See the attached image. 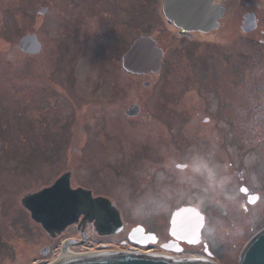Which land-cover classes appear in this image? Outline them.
I'll return each instance as SVG.
<instances>
[{
  "label": "rangeland",
  "instance_id": "rangeland-1",
  "mask_svg": "<svg viewBox=\"0 0 264 264\" xmlns=\"http://www.w3.org/2000/svg\"><path fill=\"white\" fill-rule=\"evenodd\" d=\"M162 1L0 0V264H35L55 244L24 199L66 172L108 194L129 229L166 238L173 210L197 206L223 264H236L244 234L264 221V0L229 2L220 28L192 39L167 25ZM246 13L258 18L251 32ZM26 33L42 43L36 56L18 46ZM140 34L165 49L163 70L121 71L127 92L72 104L101 80L98 68L124 70ZM101 111L109 134L83 140ZM81 150L91 177L73 170ZM194 251L210 255L203 242L184 249Z\"/></svg>",
  "mask_w": 264,
  "mask_h": 264
},
{
  "label": "water",
  "instance_id": "water-1",
  "mask_svg": "<svg viewBox=\"0 0 264 264\" xmlns=\"http://www.w3.org/2000/svg\"><path fill=\"white\" fill-rule=\"evenodd\" d=\"M47 11L48 7H42L39 14H45ZM163 12L169 22L182 28L181 34L191 36L193 31L208 33L219 29L226 9L221 3H215L214 0H163ZM257 27L256 14L246 13L242 30L251 32ZM18 46L29 54H38L42 51V43L37 33H27L22 36ZM164 55V49L158 45L157 40L151 35L143 34L138 36L123 54L122 63L127 71L134 74L159 73L163 66ZM90 194V191L83 188H72L68 174H64L52 185L27 196L24 203L31 211L32 217L40 222L46 230H63L77 221L81 211L80 207L84 206L86 199L92 202ZM102 200L106 199L96 200L106 213L100 226L111 222L115 225L114 231H119V227H121L119 212ZM205 222V214L194 205H182L176 208L172 212L170 220L172 239L163 244V248L181 252L183 250L181 242L200 243ZM129 238L142 246L157 240L155 233H146L143 225L133 227ZM205 245L206 252L209 253L207 243ZM142 250L145 253L116 252L106 254L109 252L106 250L97 251L96 254L90 251L72 254L71 248H63L49 264H217L208 260H214L212 254L183 259L163 254H152L151 250ZM113 251L115 250H111V252ZM191 255L198 256V251L184 252L181 256L189 257ZM218 263L223 264V262ZM236 264H264V221L255 224L244 234Z\"/></svg>",
  "mask_w": 264,
  "mask_h": 264
},
{
  "label": "flooded vegetation",
  "instance_id": "flooded-vegetation-1",
  "mask_svg": "<svg viewBox=\"0 0 264 264\" xmlns=\"http://www.w3.org/2000/svg\"><path fill=\"white\" fill-rule=\"evenodd\" d=\"M231 1L233 3L236 2L235 0H214L215 3H218V2L221 3L226 8V11L228 10V7H227L228 3ZM162 5H163V1H162ZM246 12H248V10H246ZM167 23H168L167 25L173 29L172 31L176 32L180 37L186 36V37L192 39V38H194V33L199 32V31H193L191 36L187 35V34H181V32H182L181 27H177L174 23L169 22L168 20H167ZM158 44L160 45L159 42H158ZM27 55L36 56L38 54H27ZM165 55H166V52H165ZM164 64H165V56H164L162 68L164 67ZM161 70H163V69H161ZM121 71L126 72V74H131L125 69L124 70H117V71H115L114 74H112V72H113L112 70L105 69V68L102 69L101 67L98 68L97 73H99V74L97 76L101 77V80L96 81L95 85H93L92 87H89L88 90L86 89L87 91H84L81 94H78V92H77L74 96L76 98L75 102L71 101L72 99L70 100V102L72 104H76V103H78V101H80L82 103V101H87L89 99L92 102L94 99H97L99 97H101L102 99H107V97H109L110 95L112 97H116V98L119 97L120 93L128 91L127 86H125V84L121 83V81H123V80H121L123 77L122 75H120ZM109 74H112V75H109ZM106 75L110 76L109 79L106 77ZM133 75H135V74H133ZM146 75H149V74H146ZM139 76H143V74H139ZM87 81H89V80L87 79ZM103 82L107 83L106 85H108V83H111V86H110L108 93L104 92ZM100 113L102 116L96 117V118H94V120H92V122H88L86 124L88 128H90L92 125V128H94L92 131H94L93 133H95V134H92V132L91 133L87 132L88 128H86V129L82 128L81 129V136L83 135V140H84V138L89 137V136L100 135L103 133L109 134V130H111V129L107 125L108 119L106 116H104L105 114L103 111H101ZM2 119H5V118L2 117L0 120H2ZM2 123H4V122H2ZM2 123L0 121V132H1V124ZM85 142H86V140H85ZM69 157H72V156H68L67 158H69ZM73 157H74V161H75V167L73 169L74 172H76L75 168H78V169H81L84 171H88V177H91L95 173L91 170H87L84 167L85 166L84 162H85L86 156L84 155V152L82 150L80 151V153L77 156H73ZM80 159L82 161V164L80 163ZM152 160H156L155 157H152ZM86 166L88 167V165H86ZM64 174H68L70 186L72 188H74V189L83 188L85 190L90 191L92 202H90L91 200L86 199L84 206L80 207L81 211L79 213V217H78L77 221L68 225L64 230H62V231L56 230V229H53L51 231L45 230L47 232V234L51 237L50 240L55 242V244L53 246L45 244L43 246V248L40 250L42 252V255L34 260V262L36 261L35 264L50 262L51 260H53L54 259L53 256L55 254L51 255L52 251L58 250V252H60L61 251L60 247L65 240H67L66 245L70 244L71 249L82 251V250H86L87 248H89L86 251L93 252V254H96L97 251L101 252V251H106V250H109V252H106V254L107 253H116V252H143L142 249H145V250H151L152 253H156V254H163V255H167V256L177 255V252L163 248V244L169 242L172 239V236L170 234L166 238H164V235H162L160 232L158 233V231L157 232L154 231L153 229L146 226L145 224H142L145 227V231L147 233H155L157 240L155 242H150L145 246H140V245L134 243L133 241H131V239L129 238V234H130V231H131L133 226H131L130 229L127 228L124 225V222H123V219H122L120 213H119V215L121 218V227H119L120 228L119 231H117V232L114 231L115 225L111 222H108L106 225L100 226L102 224L103 219L106 216V213H105V210L100 206V204H98V202L96 200L99 198L106 199L107 201L106 200H102V201L106 202L109 205V207H111L112 209L113 208L116 209L111 198L108 196V194L98 192L96 190L93 182H91L93 184L89 183V186L87 185V183L82 182V181L81 182H75V184H74L73 183V180H74L73 174H71V172H66ZM64 174H62V175H64ZM58 178L56 177V179L52 182V184ZM52 184H50V185H52ZM252 196H253L252 194H249L250 200L253 199ZM255 196L258 197L257 195H255ZM66 229H69V230L72 229V230L69 231V235L66 236L65 240H63V238L60 239L61 235H63V233L65 232ZM203 238H204V235H203ZM202 242L205 245V241H202ZM180 244L183 246L184 249L189 245L185 242H182ZM111 250H115V251L111 252Z\"/></svg>",
  "mask_w": 264,
  "mask_h": 264
},
{
  "label": "bare ground",
  "instance_id": "bare-ground-1",
  "mask_svg": "<svg viewBox=\"0 0 264 264\" xmlns=\"http://www.w3.org/2000/svg\"><path fill=\"white\" fill-rule=\"evenodd\" d=\"M107 224V223H106ZM105 224V225H106ZM65 241H67V240H65ZM63 248H71L70 247V244H67V245H65ZM86 250H82V251H80V250H75V249H72V254H75V253H80V252H85ZM58 256V254L57 255H54L53 256V258H56Z\"/></svg>",
  "mask_w": 264,
  "mask_h": 264
},
{
  "label": "trees",
  "instance_id": "trees-1",
  "mask_svg": "<svg viewBox=\"0 0 264 264\" xmlns=\"http://www.w3.org/2000/svg\"><path fill=\"white\" fill-rule=\"evenodd\" d=\"M6 127H7V125L3 128V127H1V132L5 135V130H6ZM1 132H0V134H1Z\"/></svg>",
  "mask_w": 264,
  "mask_h": 264
}]
</instances>
